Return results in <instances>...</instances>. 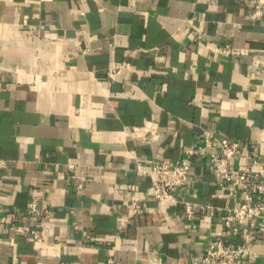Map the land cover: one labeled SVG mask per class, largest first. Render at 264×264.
<instances>
[{
    "label": "crops",
    "instance_id": "1",
    "mask_svg": "<svg viewBox=\"0 0 264 264\" xmlns=\"http://www.w3.org/2000/svg\"><path fill=\"white\" fill-rule=\"evenodd\" d=\"M257 2L264 7L0 0V264H202L195 256L212 239L240 240L223 214L244 194L221 183L205 147L176 194L222 209L194 218L182 202L157 198L153 175L138 165L186 156L204 128L241 140L239 166L264 157ZM227 43L236 51L224 53ZM32 200L48 211L33 210ZM17 225L40 229L43 239ZM253 247L243 264H264V238Z\"/></svg>",
    "mask_w": 264,
    "mask_h": 264
},
{
    "label": "built area",
    "instance_id": "2",
    "mask_svg": "<svg viewBox=\"0 0 264 264\" xmlns=\"http://www.w3.org/2000/svg\"><path fill=\"white\" fill-rule=\"evenodd\" d=\"M264 7L257 2L253 8L254 18L262 17ZM82 32L88 31L86 23H82ZM87 50V49H86ZM222 51L230 53L236 51L232 44L227 43ZM129 62L123 61L115 64L109 70V75L115 74ZM242 146L240 139L223 135L215 129L204 128L201 138L190 145L187 155L175 159H159L151 156L138 169L153 175L151 188L153 194L160 200L170 202H182L184 214L187 218H194L198 209H222V206L212 203H203L197 200L182 199L177 196L176 190L189 181L191 177V166L193 156L201 147L206 148V155L210 169L216 173L222 184H230L235 189H241L244 200L228 208L223 214V223L227 230L240 235V240L235 241L226 237L212 239L205 250L196 255L195 259L202 264H243L244 261L256 256L253 245L258 239L264 238V157L254 156L244 166L234 162V157ZM7 164L4 158H0V166ZM84 178L78 183V187L84 184ZM35 211H48L38 207L35 200L30 202ZM140 203H134V209H138ZM17 229L30 232L34 240L43 239L38 228L26 225H17ZM114 259L108 258L107 264H113Z\"/></svg>",
    "mask_w": 264,
    "mask_h": 264
}]
</instances>
